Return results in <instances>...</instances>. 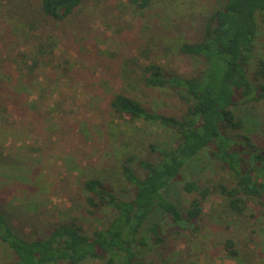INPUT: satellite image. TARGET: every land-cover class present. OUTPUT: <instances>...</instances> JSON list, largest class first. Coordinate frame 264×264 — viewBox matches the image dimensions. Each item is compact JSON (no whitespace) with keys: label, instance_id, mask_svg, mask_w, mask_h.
Returning <instances> with one entry per match:
<instances>
[{"label":"rangeland","instance_id":"1","mask_svg":"<svg viewBox=\"0 0 264 264\" xmlns=\"http://www.w3.org/2000/svg\"><path fill=\"white\" fill-rule=\"evenodd\" d=\"M222 1L152 0L140 8L131 0H84L66 22L54 23L45 19L41 0H0V213L15 232L44 237L74 217L86 227H104L113 212L87 213V178H101L122 198L135 197L122 160L132 153L157 158L148 145L174 146L180 134L159 121L122 119L110 94L124 91L149 109L180 115L185 102L171 89L147 85L143 66L156 60L172 72H196L203 59L184 54L181 44L202 38L207 16ZM258 19L251 72L264 57V11ZM237 109L246 130L264 144V99ZM213 162L209 150L201 152L165 190L186 213L197 194L184 189L187 180L213 189L203 217L186 230L155 209L145 227L158 222L166 242L146 251L150 264H264V209L251 197L248 215L233 210L213 188ZM14 258L0 238V264Z\"/></svg>","mask_w":264,"mask_h":264},{"label":"trees","instance_id":"2","mask_svg":"<svg viewBox=\"0 0 264 264\" xmlns=\"http://www.w3.org/2000/svg\"><path fill=\"white\" fill-rule=\"evenodd\" d=\"M41 1L46 20L64 23L84 0ZM131 1L140 8L152 2ZM261 11L264 0H223L213 9L202 38L180 47L184 54L203 59V66L194 73L172 72L156 60L143 66L147 85L171 89L185 102L180 115L149 109L124 91L111 92L110 104L122 119L159 121L178 131L179 142L174 146L150 143L148 149L157 158H138L132 153L122 160L123 176L135 188L131 200L119 196L99 177L84 180L87 213L97 216L107 207L113 212L104 227L92 229L74 217L57 222L47 236L28 239L15 232L0 213V238L15 253L10 264H82L89 259L104 264H150L146 251L155 246L165 248L166 242L158 222L145 227L157 207L169 213L173 224L183 230L188 229V222L195 224L203 217L204 200L212 188L187 180L184 189L197 194L186 213L166 196L165 190L186 164L205 150L214 160L213 188L229 199L230 207L246 216L250 210L248 198L254 197L264 209V144L246 130L237 109L264 99V57L258 58L254 71H250ZM28 88L26 85L19 93ZM226 248L233 256L239 252L232 239L227 240Z\"/></svg>","mask_w":264,"mask_h":264}]
</instances>
